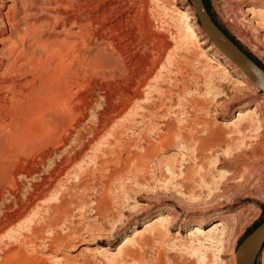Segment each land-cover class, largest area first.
<instances>
[{
    "label": "rangeland",
    "instance_id": "obj_1",
    "mask_svg": "<svg viewBox=\"0 0 264 264\" xmlns=\"http://www.w3.org/2000/svg\"><path fill=\"white\" fill-rule=\"evenodd\" d=\"M27 2L12 33L44 23L41 50L0 32V264H236L264 221V94L194 44L190 1ZM201 2L264 69V0ZM58 36L70 59L44 49ZM215 222L222 249L203 236Z\"/></svg>",
    "mask_w": 264,
    "mask_h": 264
},
{
    "label": "bare ground",
    "instance_id": "obj_2",
    "mask_svg": "<svg viewBox=\"0 0 264 264\" xmlns=\"http://www.w3.org/2000/svg\"><path fill=\"white\" fill-rule=\"evenodd\" d=\"M56 1V0H55ZM61 1V0H60ZM8 2H10L9 0H0V10H2V9H7V13L6 14H3L2 12H0V32H2L3 31V29L2 28H5V27H7V28H10L9 29V32H10V35H9V37H8V40L9 41H13L12 43H17V41L16 40H18V41H20L21 43V45H22V47H23V42H24V40H25V38H28L29 40L31 39V41H32V45H34L35 47H36V49L35 50H41V48H42V46H41V44L39 43V41L35 38V30L36 29H39V28H41L42 26H43V24L44 23H41V24H39L38 26H36V27H34V26H28V27H26V29L24 30V34L23 35H20V36H15V33L13 34L12 33V30H15L16 28H15V26L17 25V18L15 17V12L17 11V13L19 12H21L20 11V8H18L17 7V0H12V7H8L7 6V3ZM40 2H42V1H40ZM67 2V1H66ZM101 2V1H100ZM77 3V2H76ZM20 4H21V9H23L22 11L23 12H26V8L28 7V2H27V0H20ZM33 4V3H32ZM31 4V5H32ZM31 5H30V7H31ZM35 6V5H34ZM17 9V10H16ZM96 9V8H95ZM194 9V8H193ZM16 10V11H15ZM49 10V9H48ZM79 10V9H78ZM82 10V9H81ZM86 10V9H85ZM76 11V10H75ZM194 11H195V9H194ZM208 11V10H207ZM196 13V12H195ZM209 13V12H208ZM47 14V13H46ZM68 14V13H67ZM102 14V13H101ZM104 14V13H103ZM182 15H184V13H182ZM209 15H210V13H209ZM78 16V15H77ZM186 16V15H185ZM211 16V15H210ZM70 17V16H69ZM99 17V16H98ZM104 17V16H103ZM24 18V17H23ZM212 18V17H211ZM102 19V18H101ZM106 19H107V17H106ZM186 19V18H185ZM98 20V19H97ZM103 20H105V19H103ZM60 21V20H59ZM186 21V20H185ZM83 22V21H82ZM99 22V21H98ZM50 23V22H49ZM215 23V22H214ZM73 24H74V20H73ZM77 24V23H76ZM81 24V23H80ZM100 24V23H99ZM106 24V23H105ZM78 25V24H77ZM77 25H75V26H77ZM85 25H86V23H85ZM112 25V24H111ZM199 25H200V27H197V29H199V31L200 30H203V32L206 34V36L207 37H202V38H200L199 40L195 37V34L193 33V31H192V28H191V26L187 23V22H184V28H185V31H186V33L188 34V36L189 37H191L192 38V41H194V44L196 45V46H198V47H200V46H202V45H209L208 46V48H207V50L206 51H211L213 48H212V45L210 44V42L214 45V43L211 41V39H210V37L208 36V34L205 32V30L203 29V27L201 26V24H200V22H199ZM100 27V26H99ZM105 27V26H104ZM106 27H108V26H106ZM82 28V27H81ZM80 27H79V29H81ZM109 28V27H108ZM106 29V28H105ZM110 29V28H109ZM84 30V29H83ZM94 30V29H93ZM109 34V33H108ZM17 35V34H16ZM226 35V34H225ZM101 36V35H100ZM114 36V35H113ZM227 36V35H226ZM102 37V36H101ZM228 37V36H227ZM229 38V37H228ZM230 39V38H229ZM74 40H76V39H74ZM231 40V39H230ZM232 41V40H231ZM233 42V41H232ZM80 44H81V42H79ZM234 43V42H233ZM4 44V43H3ZM8 44V43H7ZM235 44V43H234ZM1 45V44H0ZM10 45V44H9ZM16 45H18V44H16ZM73 45H75L74 44V42H73V40H72V38H59V36H58V38L56 39V40H54L53 42H51V43H48L47 45H45V47H44V49L46 50V51H48V50H53V52H55V54H56V51L59 53V52H64L63 54L65 55V56H63L62 55V57L60 58V57H58L59 58V60H63L64 59V57H66V58H68L69 56H70V54H72L71 53V51H73V49H72V46ZM236 45V44H235ZM44 46V45H43ZM82 46V45H81ZM84 46V45H83ZM237 46V45H236ZM5 47V46H4ZM8 47V46H7ZM26 47V46H25ZM75 47V46H74ZM214 47L217 49V51H219L223 56H225L215 45H214ZM238 47V46H237ZM11 48V47H10ZM241 51H242V49L240 48V47H238ZM12 49V48H11ZM21 49V48H20ZM24 49V48H23ZM80 49V48H79ZM87 49V48H86ZM6 50V49H5ZM55 50V51H54ZM3 51V50H2ZM7 51V50H6ZM205 50H202V54L203 53H205L206 52ZM53 52H51V53H53ZM243 53H244V51H242ZM10 53V52H9ZM11 53H13V52H11ZM10 53V55H12ZM25 53H27V52H25ZM61 53V54H62ZM43 54V53H42ZM55 54H54V57H55ZM244 54H246V53H244ZM9 55V56H10ZM57 56H59L58 54H56ZM247 55V54H246ZM14 56H16V55H14ZM53 55H51V57H52ZM72 56V55H71ZM248 56V55H247ZM8 57V56H7ZM249 57V56H248ZM71 57H69V59H70ZM77 58V57H76ZM250 58V57H249ZM225 59H228L226 56H225ZM251 59V58H250ZM14 60V59H13ZM22 60V59H21ZM26 60V59H25ZM33 60V59H32ZM58 60V62H60ZM87 60V59H86ZM89 60V59H88ZM229 60V59H228ZM252 60V59H251ZM6 61V60H5ZM15 61V60H14ZM73 61V60H72ZM90 61V60H89ZM230 61V60H229ZM253 61V60H252ZM65 62V61H64ZM67 62V61H66ZM65 62V63H66ZM71 62V60H69V63ZM225 62H228L227 60H225ZM231 62V61H230ZM254 62V61H253ZM65 63H64V65H65ZM68 63V64H69ZM232 63V62H231ZM255 63V62H254ZM61 64V63H60ZM59 64V65H60ZM67 64V65H68ZM233 64V63H232ZM256 64V63H255ZM63 66V68L64 67H67L68 68V66ZM72 65V64H71ZM70 65V66H71ZM234 65V64H233ZM257 65V64H256ZM235 66V70H234V73H236L239 77H242V76H244V77H246L245 76V74L243 73V71L239 68V67H237L236 65H234ZM258 66V65H257ZM259 67V66H258ZM66 68V69H67ZM261 68V67H260ZM262 69V68H261ZM62 70V69H61ZM93 70V69H92ZM97 70V69H96ZM262 70H264V69H262ZM63 71V70H62ZM110 72V71H109ZM114 72V71H113ZM112 73V72H111ZM119 73V72H118ZM225 73H227L226 72V70H225ZM247 78V77H246ZM248 79V78H247ZM62 80V79H61ZM249 80V79H248ZM60 81V80H59ZM142 81V80H141ZM250 81V80H249ZM251 82V81H250ZM252 83V82H251ZM139 84V83H138ZM253 84V83H252ZM145 85H147V82L145 81V83H144V86ZM254 85V84H253ZM255 86V85H254ZM255 87H257V86H255ZM2 89V88H1ZM257 89L262 93V94H264V92L261 90V89H259L258 87H257ZM138 92V91H137ZM141 93V92H140ZM139 92L138 93H135L134 95H131V96H129V98H128V102L125 104L124 103V105L121 107V108H118V110L115 112L114 111V113L113 114H111V117L110 118H108L109 119V125H111V124H113V123H117L118 122V120L119 119H121L122 118V116L123 115H125V113L127 112V110H129V108H130V105L132 104H135V103H137L138 101H140V100H142V96H143V94H140ZM119 96H120V94H119ZM123 96V95H122ZM127 96V95H126ZM184 96V95H183ZM1 97V96H0ZM214 99V98H213ZM126 100V99H125ZM120 101V100H119ZM123 101H124V99H123ZM180 101V100H179ZM125 102V101H124ZM107 106V105H106ZM108 109V108H107ZM116 109V108H115ZM136 112V111H135ZM142 112V111H141ZM171 112V111H170ZM109 115V114H108ZM135 116H136V114H135ZM242 116V114L240 113V112H238L237 113V117H241ZM243 117V116H242ZM135 119V118H134ZM127 120V119H126ZM120 121V120H119ZM101 123V122H100ZM181 126V125H180ZM113 129V128H112ZM86 132V131H85ZM216 136V135H215ZM218 137L216 138V142L217 141H219V139H220V136L219 135H217ZM97 138V137H96ZM215 138V137H214ZM213 138V139H214ZM212 140V139H211ZM214 141V140H213ZM243 141V140H242ZM207 142H209L208 140H205L203 143H206L207 144ZM211 142V141H210ZM150 150V149H149ZM152 156V155H151ZM205 179V178H204ZM205 183V185H206V183L207 182H204ZM207 186V185H206ZM216 190V189H215ZM214 193V192H213ZM212 193V194H213ZM181 194V193H180ZM211 195V194H210ZM212 198H213V196H212ZM209 199H211V198H209ZM102 202V201H101ZM166 220L162 217V216H158V218L156 219L155 218V220L151 223V224H147L146 226H144L145 227V229L147 230V229H153L155 232H156V235H159V232H158V227H164V222H165ZM219 227H221V224L219 223V222H215V224H213V226H211V228L207 231V233L204 235V233H203V236L206 238V240L207 241H215L216 243H217V245L219 244V247H221L222 245V242H221V238H218L217 237V235L216 234H214L215 232H216V230H217V228H219ZM166 228V227H165ZM201 233V235H202V232H200V230L199 229H194V231H193V233ZM192 233V232H191ZM191 234H188V236H190ZM216 235V236H215ZM192 236H193V234H192ZM215 236V237H214ZM196 238V237H195ZM199 238V237H198ZM197 239V238H196ZM202 239H204V238H202ZM198 240V239H197ZM212 243V242H211ZM124 244V243H123ZM200 244H201V242H200ZM121 247L122 246H119V249H121ZM219 249V248H218ZM221 249H222V247H221ZM221 249H219V250H221ZM231 256L232 257H235V260H236V264H239V262H240V258L237 256V250L236 251H233L232 253H231Z\"/></svg>",
    "mask_w": 264,
    "mask_h": 264
},
{
    "label": "water",
    "instance_id": "obj_3",
    "mask_svg": "<svg viewBox=\"0 0 264 264\" xmlns=\"http://www.w3.org/2000/svg\"><path fill=\"white\" fill-rule=\"evenodd\" d=\"M196 16L214 45L259 89L264 92V70L244 54L214 23L201 0H189ZM264 244V221L247 235L237 247L239 264H254Z\"/></svg>",
    "mask_w": 264,
    "mask_h": 264
}]
</instances>
